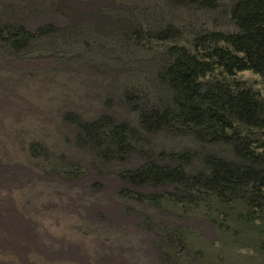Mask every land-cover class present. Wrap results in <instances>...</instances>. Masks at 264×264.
<instances>
[{"label": "rangeland", "instance_id": "1", "mask_svg": "<svg viewBox=\"0 0 264 264\" xmlns=\"http://www.w3.org/2000/svg\"><path fill=\"white\" fill-rule=\"evenodd\" d=\"M238 1L0 0V264H264V188L223 202L121 177L150 160L171 164L170 152L194 156L189 173L205 171L207 154L237 160L230 144L183 127L148 132L140 117L175 108L165 76L175 53L195 52L208 33H238ZM7 28L43 34L17 52ZM206 81L264 98L251 71ZM103 116L133 129L123 159L83 137L80 124ZM242 136L264 145V131Z\"/></svg>", "mask_w": 264, "mask_h": 264}, {"label": "trees", "instance_id": "2", "mask_svg": "<svg viewBox=\"0 0 264 264\" xmlns=\"http://www.w3.org/2000/svg\"><path fill=\"white\" fill-rule=\"evenodd\" d=\"M213 6L215 0H190ZM232 20L238 33L212 32L195 40V52L179 48L167 67L165 76L174 91V109L144 112L140 126L148 132L167 127L192 130L201 142H225L232 146L236 161L213 154L203 158L205 171L189 173L186 167L194 156L188 152L164 154L170 163L148 161L139 169L122 172L121 177L132 185H176L184 192L204 190L223 202L243 189L261 196L264 188V145L252 148L244 131H264V98L250 89L234 90L226 83L209 82L217 71L226 78L251 71L264 78V0H239L232 8ZM7 41L22 51L37 35L25 29L7 28ZM156 37L166 39L165 33ZM87 143L96 147L107 159H123L130 149L133 129L103 116L94 122L80 124ZM263 148L259 152L258 149ZM161 204L158 196H140Z\"/></svg>", "mask_w": 264, "mask_h": 264}]
</instances>
